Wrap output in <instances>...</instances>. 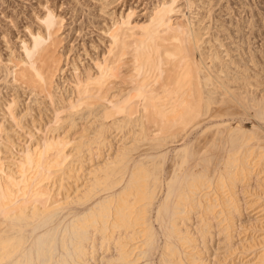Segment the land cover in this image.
Wrapping results in <instances>:
<instances>
[{"label": "bare ground", "instance_id": "6f19581e", "mask_svg": "<svg viewBox=\"0 0 264 264\" xmlns=\"http://www.w3.org/2000/svg\"><path fill=\"white\" fill-rule=\"evenodd\" d=\"M177 1L89 67L48 11L5 63L0 264H264L262 66Z\"/></svg>", "mask_w": 264, "mask_h": 264}, {"label": "rangeland", "instance_id": "374dc122", "mask_svg": "<svg viewBox=\"0 0 264 264\" xmlns=\"http://www.w3.org/2000/svg\"><path fill=\"white\" fill-rule=\"evenodd\" d=\"M157 1L0 0V86L2 87L4 80L3 66L12 60L13 53L16 55L22 51L21 41L28 40L30 33L34 34L38 30L40 21L47 16L48 11H52L61 21L57 28H60L59 35L63 41L62 44L66 47L73 45L72 55L74 56V53H76L75 55L81 56L80 54H82L83 63L89 67L93 64L94 59L103 58L106 43H108L105 32L112 25L114 19L133 24H136V22L143 23L150 12L149 10ZM194 1L200 3L203 9L208 7L206 10L201 11L203 15L208 13L212 17L214 14L212 17L214 19L213 31L224 43L226 42L225 44L233 54L241 53V51L243 53V50L248 52L249 48L252 52H255L260 63L259 66H262L261 68L258 67V70L262 69L263 74L264 0ZM176 5L180 9L183 8V12L189 13L186 0H179ZM204 11L207 13H204ZM209 21V19H206L205 23L208 24ZM223 23L229 30V34L221 31L219 26ZM236 23L237 25H233ZM237 26L239 29H237ZM238 46L239 48L243 46L245 49H239L238 51ZM249 69L252 75L257 70L253 67H249ZM25 99L28 102V97L23 96L22 100ZM238 119L237 117L235 121ZM241 119H243V124L246 127H252L254 122L252 118L243 116L239 120Z\"/></svg>", "mask_w": 264, "mask_h": 264}]
</instances>
